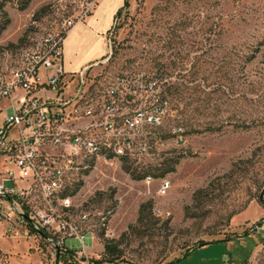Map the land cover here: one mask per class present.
<instances>
[{"label": "rangeland", "instance_id": "1", "mask_svg": "<svg viewBox=\"0 0 264 264\" xmlns=\"http://www.w3.org/2000/svg\"><path fill=\"white\" fill-rule=\"evenodd\" d=\"M3 8L9 22L0 33V71L61 30L76 5L7 0ZM111 41L107 59L86 65L87 83L101 91L120 75L161 77L167 100L158 130L164 142L132 167L159 174L162 161L177 162L149 183L132 179L119 161L74 177L79 209L114 208L106 230L85 235L88 258L106 264L95 262L104 257V242L120 240L116 264H264V0H128ZM173 126L185 141H177ZM162 179L170 181L165 194L158 192ZM200 188L206 191L194 200ZM147 200L153 226L128 230ZM1 229L0 264H68L40 234ZM201 241L209 243L196 245ZM65 245L82 244L71 238Z\"/></svg>", "mask_w": 264, "mask_h": 264}, {"label": "built area", "instance_id": "2", "mask_svg": "<svg viewBox=\"0 0 264 264\" xmlns=\"http://www.w3.org/2000/svg\"><path fill=\"white\" fill-rule=\"evenodd\" d=\"M73 3L76 9L61 30L40 37L32 49L20 51L12 69L0 71V226L4 234L42 231L57 255H70L68 264H93L84 237L94 239L106 230L114 208L79 209L70 193L79 181L74 177L100 162L112 165L151 154L164 142L158 130L168 108L161 77L120 75L96 91L87 73L105 59L76 75L64 69V34L91 13L97 0ZM111 47L108 33L110 53ZM171 132L185 141L180 126ZM169 187L170 181L162 179L159 194ZM71 238L81 242L80 249L66 247Z\"/></svg>", "mask_w": 264, "mask_h": 264}, {"label": "crops", "instance_id": "3", "mask_svg": "<svg viewBox=\"0 0 264 264\" xmlns=\"http://www.w3.org/2000/svg\"><path fill=\"white\" fill-rule=\"evenodd\" d=\"M123 3L124 0H97L94 9L83 21L67 29L62 42L63 67L66 71H78L106 55L107 34Z\"/></svg>", "mask_w": 264, "mask_h": 264}, {"label": "trees", "instance_id": "4", "mask_svg": "<svg viewBox=\"0 0 264 264\" xmlns=\"http://www.w3.org/2000/svg\"><path fill=\"white\" fill-rule=\"evenodd\" d=\"M7 0H0V11H1V18L2 20L0 21V33L5 30V28L8 25L9 19L7 17L6 11L4 10V4ZM128 7V0H124L123 6L121 8L118 9V11L115 14V18L117 20H119L120 18V14L121 12ZM118 24L117 22H114L113 25L111 26L110 30H109V35H112L113 32L116 29V26ZM20 42H22V39H20ZM11 46H13V44H11ZM207 130H213L211 128H208ZM177 159H165L164 161H162V166L165 167L164 170H162L159 174H155V173H151L150 170L145 171L143 173L137 171V169L135 167H132V160L127 159V158H123L121 159V166L122 169L128 173L130 175V177L132 179L135 180H141V179H145L147 176H150L151 174H154V176H163L165 173L173 171L174 170V165L176 164ZM80 186V182H76L75 186L73 188V190L70 192L71 194H74V192L79 188ZM207 188V187H206ZM206 188H200L197 189L194 193H193V199L196 200L200 197V195L202 193H204L206 191ZM114 191L111 190L110 194H109V198H112V193ZM105 193L104 192H98L97 195L99 197L103 196ZM152 203L150 200L147 201H143L139 204L138 210H137V217L135 220V223L132 225L128 226V230H133L135 228L138 229H142V230H149L154 222H153V215H152ZM260 223V222H259ZM251 230L252 227L250 228ZM248 231L246 230L245 233H247ZM209 242H199L196 245H202V244H206ZM119 244H120V240H106L104 242V257L102 259L99 260H95L96 263H101V262H105L106 264H116V259H118V257L121 254V249H119ZM66 257V259H69L70 255H66V254H59L58 255Z\"/></svg>", "mask_w": 264, "mask_h": 264}, {"label": "water", "instance_id": "5", "mask_svg": "<svg viewBox=\"0 0 264 264\" xmlns=\"http://www.w3.org/2000/svg\"><path fill=\"white\" fill-rule=\"evenodd\" d=\"M39 234H40L44 239H47V240H48V237H47L42 231H39ZM55 248H56L57 251L59 250V247H58L57 245H55Z\"/></svg>", "mask_w": 264, "mask_h": 264}]
</instances>
